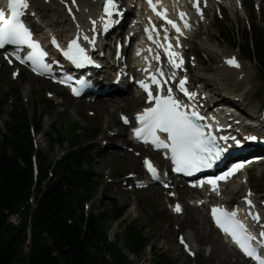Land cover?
<instances>
[{
	"label": "rangeland",
	"instance_id": "rangeland-1",
	"mask_svg": "<svg viewBox=\"0 0 264 264\" xmlns=\"http://www.w3.org/2000/svg\"><path fill=\"white\" fill-rule=\"evenodd\" d=\"M78 1L76 0V3ZM121 2L123 5L125 4L124 0ZM204 14L205 20L201 24H197V27L201 32H205V35L193 36V38L191 35L190 39L184 42L186 47V69L191 74V78L201 81L203 85L207 80L219 88L223 94L237 98L238 105L235 108L238 114L242 113V116L251 119L253 117L250 115L264 119L262 117L264 115V89L261 87L256 65L253 61L251 62L241 56L240 52L233 46L231 37V33L241 36L245 29L249 27L248 23L250 21L254 23L260 19L264 20V0H260V2L259 0H243L240 5L235 1L234 5L230 7L215 3L214 0H207ZM228 31H231V33H228ZM106 42L107 48H109L112 42L111 40ZM225 56H233L239 61L248 76L247 84L237 80L236 72L223 64ZM29 82L31 90L29 88L24 89V86H28ZM16 90L19 91L23 108L31 122H34V116L44 114L42 118L43 128L40 132L33 134L34 146L37 149L44 152L45 155L47 154L51 160L58 158L63 148L69 147V142L82 143L87 147L85 149H91L90 155L93 161L90 167L95 174L97 187L94 198L88 202V206L94 211L100 212L111 202H116L126 204L127 209L130 210L127 214L125 212L119 221L113 222L108 219L103 222L108 239L114 240L115 234H119L123 230V221L138 223L149 238V245L140 255L129 254L130 264H156L153 256L154 250L164 252L174 264H220L218 256L210 255V248L211 244L217 245L222 241L211 227L204 205L196 214L199 219L204 217L206 220L204 228L199 230L203 240L199 244L195 237L190 211L187 210L181 215L174 213L178 215V218L176 220L172 218L174 215L170 213L171 205L176 199L175 196H171V194H175L173 186L165 188L161 184L143 185L135 183L134 178L138 176L141 177L139 178L141 180L144 177L143 158L147 154L154 159L158 156L149 149V153L142 152L140 147L132 149L131 144L124 143L125 140L117 138L115 142L119 146L115 148L130 153L132 158L127 159L124 164L119 159H114L111 154L105 152V145L109 141L102 138L104 133L109 132L110 129L106 128L103 132V122L86 120L73 107L77 102L86 105L89 98H73L62 87L44 78L36 77L26 72L22 67H12L1 57L0 101L5 100L6 102H4L2 109L0 132L5 130L4 121L10 119V113L18 103L17 96H14ZM128 91H132L130 87ZM121 112L129 115V111L125 107L117 108L114 111V118L118 123H120ZM92 113L93 110L89 107L84 108L83 114L86 117H90ZM51 124H56L69 138V142H66L64 147L58 145L54 149L50 147L47 131ZM73 128L78 129L77 134L72 135ZM117 128L115 127V129ZM124 130L126 131V128ZM93 133H96V137L87 142V137ZM244 177L245 183L248 182L251 185L250 187L245 185L238 192H233L229 187L224 189V198L228 199L231 196L230 202L232 204L237 203L240 196L245 195L247 192H251L253 196L258 197L257 200L261 198L259 195L264 194V162L253 165L251 169L244 173ZM177 187L180 188V186ZM184 193L185 196L189 194L186 190H184ZM180 199L184 203L192 201L189 197L185 198L182 193ZM32 204H34V201H32ZM11 231L12 228L8 229L7 232L2 234V237L5 238ZM185 234L190 235L193 244L200 249V252H197L195 256L186 254L178 242V239L184 237ZM207 234L212 236L211 242L206 240ZM214 239L217 240L216 243ZM150 245L153 246V249H150ZM224 247L227 248L226 245ZM23 250L28 253V246H24ZM233 254L234 256L229 257L230 264H247L238 254ZM26 262V259L20 258L15 260L13 264H26Z\"/></svg>",
	"mask_w": 264,
	"mask_h": 264
},
{
	"label": "trees",
	"instance_id": "trees-1",
	"mask_svg": "<svg viewBox=\"0 0 264 264\" xmlns=\"http://www.w3.org/2000/svg\"><path fill=\"white\" fill-rule=\"evenodd\" d=\"M263 23L262 19L250 21L241 36L228 33L241 56L256 65L264 89ZM14 94L18 103L0 132V264H13L20 258L26 259V264H130L129 254L140 255L149 238L138 223L123 221V230L114 240L108 239L103 222L119 221L127 206L111 202L100 212L88 206L97 187L90 167L91 149L69 142L66 133L51 124L47 131L50 147H64L69 142V147L51 160L34 146L33 134L43 128L44 114L34 116L31 122L19 91ZM4 102L0 101V119ZM76 132L73 128L72 135ZM95 137L93 133L86 141ZM17 212L20 222L12 225L8 218ZM153 256L156 264H174L164 252L154 250Z\"/></svg>",
	"mask_w": 264,
	"mask_h": 264
},
{
	"label": "bare ground",
	"instance_id": "bare-ground-1",
	"mask_svg": "<svg viewBox=\"0 0 264 264\" xmlns=\"http://www.w3.org/2000/svg\"><path fill=\"white\" fill-rule=\"evenodd\" d=\"M101 1L104 0H79L78 3H76V0H29L28 4L30 13L27 15V19L30 20V23L34 28L36 35L41 37L43 40H49L50 38H54V40H61L64 42L66 40H73L75 39V37H78L80 39H84V37L91 38L94 33L101 32L100 25L103 21V19H101ZM116 1H119V7L120 10L123 11V15L121 17H118V19L116 20V24L114 25L115 30H122V28L125 26L127 33L129 30H131V27L141 28L143 26L141 20H145L148 17L145 7L141 6L140 2H135L137 8L141 9V11L139 12L137 10V16L131 15V17L134 18L127 20L125 16L127 13H130V10L126 6L122 7L123 3L121 2V0ZM223 1L226 6H232L235 1L240 5L243 0ZM206 2L207 0H198L199 11H197V8L193 6L194 0H160V5L168 14H175L177 11L178 14H180L181 12H185L188 20L187 23L190 25V27H185V31L189 35H192L193 38V36L198 37L199 35H205V32H201V30L197 27V24H201L202 21L205 20L204 9L206 7ZM127 4H129V2H125L124 5ZM94 21L95 23H93ZM125 21L126 23L123 24V22ZM111 32L114 31L112 30ZM133 32L134 31L131 30V33ZM152 35L155 41H158L160 38H162L164 33L159 34L158 32H153ZM130 36L133 37L135 35L133 34ZM136 37L137 36H135V38ZM54 40H51V43H53ZM84 41L87 40L84 39ZM136 44V49H134V51H130V54L133 55V57L131 64L127 65L128 73L126 74V76L135 73L137 69H141V72L139 74H143V68L150 66V62L144 54V48L151 43L143 42L142 38H136ZM151 46L154 47L153 44ZM93 54L99 64L97 69L90 71L94 79V83L98 88H102L107 85L108 91L106 93L97 95L88 103H86V105H83L81 102H77L73 105V107L76 109V111L83 115L84 119L103 122V132H105L106 128L110 129L109 132L104 133V136H102L103 139L109 141V143L105 145L106 147L104 146L106 149L105 152L107 151V153L111 154L114 159H119L121 163L124 164L127 159L129 160L130 158H132V155L126 151H119L115 148L119 146L116 144L115 139L121 138L123 140H127V137L126 131L124 130L125 127L120 125V123L115 120L114 111L119 107H125V109L129 111L128 114L131 113L130 117H132L135 115V112L138 108L142 107L143 105H148L149 103L145 101L142 95H139L137 93V90L128 91L129 85L123 83V76H121L117 81L119 85H122L121 88L117 87L114 84V80L117 79L116 73L118 71L123 70V63L120 64V68H118L113 65L111 61H107L110 66L107 65L108 67H105V55H102V53L98 52V50H94ZM185 57L186 55L182 54L180 56V60H185ZM231 58L235 57L225 56L223 64L229 69L236 72L237 80H241L247 84L248 76L245 73L244 69L241 67L239 61H237V59L235 58V60L239 64V67H235L226 63V61ZM103 67L106 68L107 73L106 75H102V77H100V71ZM186 68L187 66L185 63V67L183 68V70L179 71L180 75H178V79L181 75H185L188 77L186 83L197 84V90L195 92L196 95L193 97L194 101L203 103L207 101V98H209L216 101L228 102L234 106L238 105L237 98H234L231 95L223 94L220 89L217 88L213 83L206 80L203 85L201 81L194 80L193 78H191V74H189V71ZM28 88L29 90H31L30 82L28 86H24V89ZM85 107H89L91 110H93V113L90 117H86L83 114ZM241 114L239 115L242 116ZM120 115L127 116V114L122 112ZM250 116H252L256 122L260 123V127H246L244 126V124H242V120L239 116H236L231 113L222 115V117H224V119L226 120V130L223 132L228 131V133H232L245 131L246 135L248 134V137H256V139L253 141L255 144L258 143L260 139H264V119L257 118L254 115ZM262 117H264V115ZM115 127L118 128L115 129ZM244 141H249L251 143V140L249 139H244ZM254 143H251L246 146H253ZM138 147L141 148L142 152H148V148H146L145 145H139ZM146 156H148V154ZM155 162L157 164H160L161 162H163V159L161 160V158L155 157ZM245 172L246 171L243 170L235 174L233 178L229 181L217 185L215 191L213 190V186L208 188L199 187L197 189L186 188V191H188L189 194H193L194 198H191V202H183L184 212L187 210L190 211V218L193 220V229L195 232V237L199 244L203 242L199 234V230L204 228L206 220L204 217L199 219L196 214L200 211L201 207L205 204V202L222 204L228 203V200L224 198V192H221L220 189L222 190V188L225 189V187H229L233 192H238L245 185L250 187L251 185L248 184V182L247 184L245 183ZM166 181H168V179H166ZM145 182H147V180L143 179L140 183L144 184ZM135 183L138 182L136 181ZM176 191H178L177 195L180 198V188H176ZM259 197L264 198V194L259 195ZM246 198L248 200H251V207L244 206ZM257 198L258 197L253 196L251 192H247L245 193V195L240 196V200L236 204L237 209L240 210L242 214L245 213V211L253 212V214H259V222L254 219H251V224H259L260 226H262L264 225V201H259L257 200ZM219 199H221V201H219ZM175 202L172 203L170 210V213L174 215L172 216L173 220H176L178 218V215L174 214L176 212L173 209V204ZM129 212L130 210L127 209L126 214ZM8 222L12 225H18L20 222V213L17 212L11 214L8 218ZM182 238L185 239L191 245V250L195 251V253L200 252V249L197 247V245L193 244V239L190 235L185 234ZM206 240L211 242L212 236L210 234H207ZM214 241L215 243L217 242L216 239H214ZM211 245L212 246L210 248V255L218 256V262L220 264H230L229 257L234 256L233 253H235V251L233 249L225 248L224 241L220 242L217 245Z\"/></svg>",
	"mask_w": 264,
	"mask_h": 264
},
{
	"label": "snow or ice",
	"instance_id": "snow-or-ice-1",
	"mask_svg": "<svg viewBox=\"0 0 264 264\" xmlns=\"http://www.w3.org/2000/svg\"><path fill=\"white\" fill-rule=\"evenodd\" d=\"M148 4L153 11H156L157 5L153 3V0H148ZM193 6L199 11L198 0H194ZM28 7V0H9L7 9L10 10V16H8V18H6L5 15L6 10L0 9V49H4L6 45L16 46L13 53L15 58L20 60L21 63L30 61L34 66V71L39 69L43 73L51 70L50 66L44 62L46 53L41 50L38 43L32 39L31 32L21 20V17L24 15L23 10ZM116 10L117 5L115 0H105L104 12L108 17H111ZM157 15L166 18L163 12H157ZM185 15L186 14L183 12L180 13L182 19ZM101 19L104 18L102 17ZM167 22L171 24L177 32L181 31L180 27L174 21L168 20ZM93 23H95V21ZM110 23L111 21L105 23V30L109 27ZM184 27H190L186 20ZM84 39L87 40L88 37H84ZM53 43H55V41H53ZM24 45H27L31 51L28 52L25 57L21 58L19 55L21 50L20 46ZM170 48L171 45H169V49ZM166 51H168L169 62L176 68L181 67L183 63L182 59L179 63L172 59L178 56V53L168 49H166ZM63 55L78 66L92 63L85 49L82 48L75 39L69 43ZM157 59H159V57H157ZM226 63L239 67L235 58L228 59ZM159 75L163 76L164 73L159 72ZM172 75L174 77L175 73ZM186 82V78L181 79L177 87L180 92L184 93L189 99H192L195 93H189L187 91L185 88ZM139 83L141 88L147 93L148 102L152 104V106L146 107L142 112L136 114V120L139 123V127L133 129L136 138L144 143H151L156 149H168L175 172H183L191 175L203 168H211L213 163L227 150L217 143V138L210 131H205V128L207 127L210 129L211 125L200 123L204 118L200 116L198 111H186L185 109L188 106L183 105L173 96L171 87L167 88L166 95L161 94L163 91L161 88V81L157 79L156 74L151 75V84L157 86V93L155 95L148 83L144 81H140ZM164 83H167V81H164ZM73 91L76 92L75 89ZM122 119L125 123H128L126 117H122ZM161 133L166 134V139L161 138ZM219 139L223 141L233 140L237 146L240 144L234 137H220ZM246 139L255 140L256 137H247ZM144 163L153 178L159 179L157 169L152 163L147 159H145ZM243 166V164L233 165L229 171L215 179H209L207 183L213 185V190L215 191L217 188V180L227 179ZM203 183L202 181L201 184ZM246 202L250 207L252 206L251 200L246 198ZM175 211H181L178 204L175 207ZM212 215L218 227L232 238L233 242L247 257L254 260L256 264H264V255L260 252V249H264V230L259 233V238L252 235L247 230V226L237 218L238 213L236 210L228 211L217 206L213 207ZM249 215L252 219L259 222V214L249 212ZM262 228H264V225H262Z\"/></svg>",
	"mask_w": 264,
	"mask_h": 264
},
{
	"label": "water",
	"instance_id": "water-1",
	"mask_svg": "<svg viewBox=\"0 0 264 264\" xmlns=\"http://www.w3.org/2000/svg\"><path fill=\"white\" fill-rule=\"evenodd\" d=\"M102 7H104V3L102 4Z\"/></svg>",
	"mask_w": 264,
	"mask_h": 264
}]
</instances>
